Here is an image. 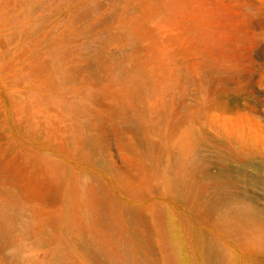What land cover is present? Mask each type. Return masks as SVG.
Masks as SVG:
<instances>
[{
	"label": "rangeland",
	"instance_id": "rangeland-1",
	"mask_svg": "<svg viewBox=\"0 0 264 264\" xmlns=\"http://www.w3.org/2000/svg\"><path fill=\"white\" fill-rule=\"evenodd\" d=\"M214 257L264 264V0H0V264Z\"/></svg>",
	"mask_w": 264,
	"mask_h": 264
},
{
	"label": "bare ground",
	"instance_id": "bare-ground-1",
	"mask_svg": "<svg viewBox=\"0 0 264 264\" xmlns=\"http://www.w3.org/2000/svg\"><path fill=\"white\" fill-rule=\"evenodd\" d=\"M178 186H184L185 184H177ZM228 213V211H227ZM229 213L230 214H234V216H239L244 218V220H248L251 221L253 219L256 218L255 214L253 211H251L250 209L247 208V205L243 204V205H239V204H234L232 206L229 207ZM213 263L214 264H219V261L216 257H214L213 259Z\"/></svg>",
	"mask_w": 264,
	"mask_h": 264
}]
</instances>
